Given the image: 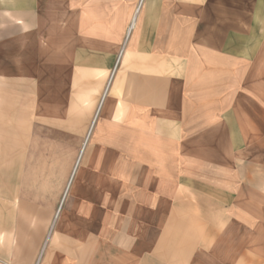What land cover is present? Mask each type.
<instances>
[{"label": "crops", "instance_id": "obj_1", "mask_svg": "<svg viewBox=\"0 0 264 264\" xmlns=\"http://www.w3.org/2000/svg\"><path fill=\"white\" fill-rule=\"evenodd\" d=\"M0 264H264V0H0Z\"/></svg>", "mask_w": 264, "mask_h": 264}, {"label": "rangeland", "instance_id": "obj_2", "mask_svg": "<svg viewBox=\"0 0 264 264\" xmlns=\"http://www.w3.org/2000/svg\"><path fill=\"white\" fill-rule=\"evenodd\" d=\"M131 28V26L129 27V29ZM128 31H130V30H128ZM113 73H114V70L111 72V74H110V78L112 77V75H113ZM40 126H39V128L41 129V131H42V134L44 135H48L49 133L48 132H46V129H49V128H52V126H50V124L49 123H47V122H41L40 124H39ZM89 130H90V127H89ZM89 132V131H88ZM48 139H50L48 136H43V142H44V140H48ZM88 133H87V137H85V138H83V141H82V143H81V145L83 144H85V142H86V140L88 141ZM81 156V153L79 152L78 154H77V157L79 158ZM76 157V160L78 159ZM66 192V191H65Z\"/></svg>", "mask_w": 264, "mask_h": 264}, {"label": "bare ground", "instance_id": "obj_3", "mask_svg": "<svg viewBox=\"0 0 264 264\" xmlns=\"http://www.w3.org/2000/svg\"><path fill=\"white\" fill-rule=\"evenodd\" d=\"M130 29H131V28H130ZM130 29H129V30H130ZM76 167H77V164H76V166L74 167V170H73V171H75V170H76ZM66 190H67V189H66ZM66 192H67V191H66Z\"/></svg>", "mask_w": 264, "mask_h": 264}]
</instances>
